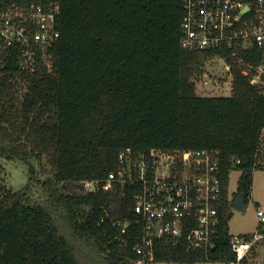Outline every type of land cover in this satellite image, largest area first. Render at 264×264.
<instances>
[{"label":"trees","instance_id":"16d2710c","mask_svg":"<svg viewBox=\"0 0 264 264\" xmlns=\"http://www.w3.org/2000/svg\"><path fill=\"white\" fill-rule=\"evenodd\" d=\"M0 1L60 8L53 70L10 60L0 69V159L29 166L27 185L0 197V264H133L138 240L112 224L133 218L130 194L82 188L115 170L127 147L220 150L225 202L211 261L159 243L157 263L236 260L230 175L242 172L239 192L245 178L250 196L254 171L264 169V91L230 61V96L197 93L217 51L182 46L183 0ZM239 53L263 61L256 47ZM44 160L49 176L40 180ZM39 187L44 196L32 201Z\"/></svg>","mask_w":264,"mask_h":264},{"label":"built area","instance_id":"2783aa9c","mask_svg":"<svg viewBox=\"0 0 264 264\" xmlns=\"http://www.w3.org/2000/svg\"><path fill=\"white\" fill-rule=\"evenodd\" d=\"M183 4L182 46L217 51L210 61H222L228 72L227 77L206 71L197 83L215 89L226 85L232 90L235 63L264 91V0L256 6L248 0H183ZM59 12L58 4L48 7L0 1V69L10 60L31 73L52 71L53 48L60 38ZM254 47L263 55L258 65L239 53ZM261 146L264 148V128ZM118 159L115 170L105 178L83 181L82 188L92 194H130L133 218L115 219L112 224L122 237L133 234L138 240L133 247L137 255L133 264H156L159 243L185 248L211 261L225 202L220 150L138 152L127 147ZM260 164L264 168V160ZM257 213L260 222L256 232L234 236L236 260L222 264H241L264 245V209L258 207Z\"/></svg>","mask_w":264,"mask_h":264},{"label":"rangeland","instance_id":"374dc122","mask_svg":"<svg viewBox=\"0 0 264 264\" xmlns=\"http://www.w3.org/2000/svg\"><path fill=\"white\" fill-rule=\"evenodd\" d=\"M206 71L217 75L227 76L228 72L224 67V63L220 60L209 61L205 65ZM228 77V76H227ZM197 93L204 96H230L232 93L231 88L227 90V86L215 89L212 86L203 87L197 83ZM46 168L45 173H37L40 180H44L49 176L50 166L46 160L43 161ZM38 168L43 170V168ZM242 172L238 169H233L230 175V196L232 201L236 198L239 192L240 180ZM29 180V166L20 161L0 159V197L12 190L18 191L25 187ZM40 186V185H39ZM44 196L43 191L39 187L37 191L31 194L32 201H40ZM264 209V169L255 170L252 177L251 194L248 197L243 209H238L231 205L230 210L232 213L230 221V233L233 236L251 234L256 232L259 226L260 218L257 213L258 207ZM261 207V208H262ZM257 255L253 258L254 253L249 257L250 261L254 264H259L264 261V245L257 247ZM156 264H172V263H156ZM195 264H219L214 262H198Z\"/></svg>","mask_w":264,"mask_h":264},{"label":"water","instance_id":"95a60500","mask_svg":"<svg viewBox=\"0 0 264 264\" xmlns=\"http://www.w3.org/2000/svg\"><path fill=\"white\" fill-rule=\"evenodd\" d=\"M243 186H244L243 191L239 193V195L236 197V199L231 201V205L238 208V209L244 208L246 200L249 197V193H250L245 178L243 179Z\"/></svg>","mask_w":264,"mask_h":264},{"label":"flooded vegetation","instance_id":"af4514ba","mask_svg":"<svg viewBox=\"0 0 264 264\" xmlns=\"http://www.w3.org/2000/svg\"><path fill=\"white\" fill-rule=\"evenodd\" d=\"M240 192L237 193L236 197L239 195ZM236 199V198H235Z\"/></svg>","mask_w":264,"mask_h":264},{"label":"crops","instance_id":"0c3cea01","mask_svg":"<svg viewBox=\"0 0 264 264\" xmlns=\"http://www.w3.org/2000/svg\"><path fill=\"white\" fill-rule=\"evenodd\" d=\"M262 207V206H261ZM263 208V207H262Z\"/></svg>","mask_w":264,"mask_h":264}]
</instances>
